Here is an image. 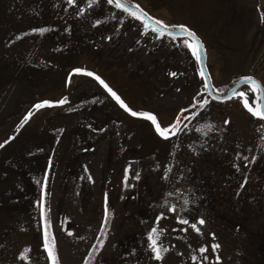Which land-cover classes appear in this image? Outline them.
<instances>
[{
  "label": "rangeland",
  "instance_id": "374dc122",
  "mask_svg": "<svg viewBox=\"0 0 264 264\" xmlns=\"http://www.w3.org/2000/svg\"><path fill=\"white\" fill-rule=\"evenodd\" d=\"M124 1L195 33L216 94L264 91V0ZM144 24L107 0H0V264H51L45 245L56 264H264L257 92L212 100L193 43Z\"/></svg>",
  "mask_w": 264,
  "mask_h": 264
},
{
  "label": "snow or ice",
  "instance_id": "6c2138e0",
  "mask_svg": "<svg viewBox=\"0 0 264 264\" xmlns=\"http://www.w3.org/2000/svg\"><path fill=\"white\" fill-rule=\"evenodd\" d=\"M67 2L69 4H72L74 2V0H67ZM107 3L109 5H112L114 3V0H107ZM115 7L117 9H122L124 12H130L131 11V9L128 6H126L125 4L121 3L120 0H115ZM134 7H137V6H134ZM132 15L136 19L140 18L139 15H137L136 12H132ZM149 19L151 20V18H149ZM151 22L154 23L155 25L159 26V28L165 27L160 20H154V21H151ZM144 27H147L146 23L144 24ZM155 30H159V29H155ZM179 30L182 31V32H187L188 36L191 38V40L195 42L196 47L193 48L192 51H193V55H197V53H198L199 49L202 47V45L196 39L195 33L190 31L187 27H185L183 25L179 26ZM39 31L42 32L43 29H40ZM190 47H191V45H190ZM75 71L79 72L80 70L76 69ZM86 75L93 76L94 74L91 73V72H88V73H86ZM95 79L98 80L107 89V91L116 100V102L120 105L121 108H124L125 111L130 112V115L133 116V117H135L137 115H142L146 120L151 121L152 125L155 126L156 133L160 137H162L164 139H168V136H166V133L172 131V129L174 128V125H170L169 127H161L157 123V119H156L155 116L149 115L148 113H137L136 111L131 110L130 108H128L125 105L123 100H121V98L117 95V93L115 91H113L110 87H108L107 84H104V81L101 80L99 76H95ZM245 79L248 80V81H251L250 77H246ZM241 95H243V93H241ZM65 102H66L65 100L58 101L59 104H64ZM45 106H51L50 102L46 100V101H43V103L35 104V108H37V109L45 107ZM245 107H248L247 104L245 105ZM248 111L252 114V116L259 117L261 120H264V110L253 111L252 108H248ZM27 119H28V117H25V120H27ZM177 120H179V118H177ZM173 134H175V133H173ZM0 147H2V145H0ZM125 171H127V170H125ZM41 199H43V197H41ZM41 215H43V209L41 211ZM185 223H187V221H185ZM200 223L203 224L204 221L201 220ZM155 231L156 230L153 229V232H155ZM149 239L152 241V244L155 245L156 242H155V240H152L151 236L149 237ZM45 248H46V251H47V255H48V257H49V259L51 261V264H56V257L53 254V250L51 248H48L47 245H45ZM201 251L203 252L204 249H201ZM153 252H154V254H155L157 259L161 258L160 255H159V252L155 249V247H153Z\"/></svg>",
  "mask_w": 264,
  "mask_h": 264
},
{
  "label": "water",
  "instance_id": "95a60500",
  "mask_svg": "<svg viewBox=\"0 0 264 264\" xmlns=\"http://www.w3.org/2000/svg\"><path fill=\"white\" fill-rule=\"evenodd\" d=\"M121 3L125 4L126 6H128L131 11L127 12L132 14V12H136L137 15H139V19L141 21H143L144 23H146L148 26H150L151 28L155 29H159L156 30L157 32H160L164 35H167L169 37L172 38H186L189 39L193 45L196 47L195 42L191 40V38L188 36L187 32H182L179 29H169L166 27L163 28H159V26L155 25L154 23H152L151 21L154 20H150L149 17L143 12L141 11L139 8L134 7L132 5H129L127 3H125L124 1L120 0ZM114 4H115V0H114ZM122 10V9H121ZM196 39L198 40V38L196 37ZM199 41V40H198ZM200 42V41H199ZM201 44V42H200ZM202 45V44H201ZM197 64H198V68L199 71L201 73V77L203 80V84H204V88L206 91V94L208 95V97H210L212 100L217 101V102H225L230 100L231 98H233L235 96V94L240 91V89L244 86H251L253 87L256 92H257V101H258V107L257 110H264V91L260 85V83L254 79L251 78V81L246 80L245 78H240L238 80H236L233 83V86L230 87L224 95H218L215 93L210 78L208 76L206 67H205V52H204V48L203 46L199 49L197 55Z\"/></svg>",
  "mask_w": 264,
  "mask_h": 264
},
{
  "label": "trees",
  "instance_id": "16d2710c",
  "mask_svg": "<svg viewBox=\"0 0 264 264\" xmlns=\"http://www.w3.org/2000/svg\"><path fill=\"white\" fill-rule=\"evenodd\" d=\"M122 1H124V0H122ZM125 3H127V4H129L128 2H126V1H124ZM129 5H131V4H129ZM233 86V84L232 85H230L227 89H226V91L230 88V87H232ZM225 91V92H226ZM239 92V91H238ZM238 92L235 94V96L238 94ZM257 104H258V102H257Z\"/></svg>",
  "mask_w": 264,
  "mask_h": 264
}]
</instances>
